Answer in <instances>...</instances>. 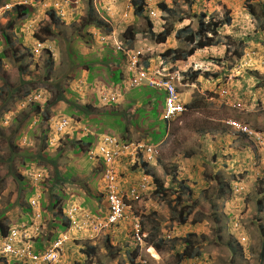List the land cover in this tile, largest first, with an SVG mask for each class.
I'll return each instance as SVG.
<instances>
[{
    "label": "rangeland",
    "instance_id": "rangeland-1",
    "mask_svg": "<svg viewBox=\"0 0 264 264\" xmlns=\"http://www.w3.org/2000/svg\"><path fill=\"white\" fill-rule=\"evenodd\" d=\"M12 1L14 0H0V7ZM69 1L64 5L69 17L76 10L78 12L68 22L51 15L44 9L43 3L30 5L27 14H19L14 7L0 9V54L3 55L0 57V211L7 207L10 210L18 209L19 203L24 202L25 190L19 192V199L14 202L19 189L18 174L21 175L22 166L26 164L22 154H35L50 133L55 134L51 124L60 115L69 113L67 118L70 120L72 117L75 132L63 135L56 148L44 144V153L53 156L61 149V155L57 159V165L61 167L59 170L62 172L67 167L69 174L70 170L72 173L69 175L70 179H78L74 183L69 179L62 193L66 196L65 191L70 189L75 193L79 191L81 198H84V193L88 194L87 175L92 174L88 172L91 166L84 161V155L79 158L73 156L69 139H77L87 130L90 133L96 132L99 137L102 131L95 128L107 129L109 122L114 123V126L119 124L123 129V121L126 123V135L123 137L139 141H160L161 155L150 165L153 175L164 185H172L174 189H178L183 181L191 188L192 199L196 201V209L190 217L197 222L193 223L189 218L185 224H175L167 204L154 195V190H150L149 195H144L140 202H133L134 214L143 220L147 235L153 225L158 227L157 236L170 235L159 250V260H150L149 255H146L149 264H186L180 263L175 253L181 249L188 235L199 246L202 253L200 260L204 261L202 264H264V181L254 179L255 172L261 169L260 162L263 159L259 154L253 153L254 148L249 139L242 134L232 133L225 124L227 119H237L264 131L261 100L257 98L258 102L253 101V96L246 94L251 89L255 93L261 86L264 87V21L258 19L259 22H255L248 8L252 5L258 11L264 0H193L190 7L178 0H147L156 9L158 3L163 1L177 8L180 14L186 13L188 17L192 15V19L188 18L183 22H172L173 17L167 15H163L162 20L152 18L154 32L161 31L167 23L172 25V32L163 44L155 43L150 37L146 17L132 12L131 0ZM71 3L73 7L68 6ZM90 4L95 15L105 19L104 22L111 27L113 39H121L125 28H132L136 35L134 41L130 42V47L139 49L149 44L153 54H144L142 57L143 60L153 57L155 62L159 61L161 53L169 47L188 49L189 46L174 37V31L188 22L195 27L197 14L202 13L204 19H208V16L215 19L228 16L229 24L219 28L217 46L196 52L186 59L187 63H198L200 66L210 62L219 66L217 73L223 71L220 81L215 83L218 74L206 77L200 75L204 78L199 76V80L194 82L196 88L192 86V97H197L195 107L187 109L169 122L163 119L164 93L148 86L128 88L114 83L113 86L120 87L119 102L109 105V109L100 104V108L94 107L91 103L99 100L97 95L92 94L95 91L87 82L95 84L99 81L111 85L116 75L115 78L124 83L121 81L120 66L124 61L116 64L113 47L103 40L107 28L92 25L83 27V17ZM105 6H109L110 12H106ZM164 17L169 20L165 22ZM43 27H50V32L46 33ZM4 33L9 36L8 43L4 39ZM39 39L44 40L43 48L33 55L30 50ZM249 50L251 56H248V60H251L250 64H255L254 69L251 70L250 66L242 70L239 76L232 67L239 62L242 51ZM224 60H229L228 67L222 64ZM141 66L144 69L150 67L143 63ZM88 75H92L90 81ZM226 83L236 84V87L230 86L232 91L240 95L246 104L252 103L255 109L248 112V108L238 110L220 104L217 87ZM177 85L184 92L183 83ZM237 88L239 91L235 90ZM197 89L203 92H198ZM142 94L145 95L143 101ZM35 95L39 99L37 102L28 99ZM150 95L153 98L152 104L149 101ZM258 96L264 98L263 94ZM87 104L91 107L86 108ZM79 109L82 113L77 112ZM122 111L124 117L118 116L117 113ZM111 132L116 135L122 133L115 128ZM88 137L91 138L89 134ZM54 138L57 139L56 136ZM252 161L256 163L253 165L255 169L251 171L249 163ZM43 165L46 164H39L40 167ZM47 166L52 172V167ZM126 170L123 169V173L126 174ZM140 173L139 169H132L124 175L127 182L133 184L139 179ZM239 177L246 186L243 193V196L246 194L245 199L240 197L238 200L243 205L239 218L248 238L245 246L240 245L229 231V215L225 212L227 198L223 199L218 194L220 188L227 190V183H232ZM86 178L88 179L85 181ZM91 181L98 187L99 180L93 178ZM61 182L57 180L56 185ZM90 190L92 191L91 187ZM44 193L46 196L45 191ZM184 199L193 203L185 195ZM63 201L64 198L57 201L55 211ZM152 211L153 215L150 213ZM52 220L55 219L47 213L44 229L47 228V222ZM47 233L50 235L49 230ZM98 244L100 259L103 257L104 262L108 255L118 254L108 247L104 236ZM78 255V249L69 247L68 259L72 261Z\"/></svg>",
    "mask_w": 264,
    "mask_h": 264
},
{
    "label": "clouds",
    "instance_id": "clouds-1",
    "mask_svg": "<svg viewBox=\"0 0 264 264\" xmlns=\"http://www.w3.org/2000/svg\"><path fill=\"white\" fill-rule=\"evenodd\" d=\"M41 3H43L45 10H47L49 13L52 12V15L54 16L60 17L61 21H66V17H68L69 21V19H72L75 13L78 12L76 10V12H73L72 15L69 17V14H67L66 12L67 10L64 9V5L70 3L69 0H14L10 3L3 4L0 9L8 10L15 7L16 5H23L29 7L30 5H38ZM160 3H164L165 5H167L165 2L161 1L158 3V9H156V7L150 5L147 0H144V10L142 16L146 17L147 24L149 27H151V29L154 24L152 18L162 20V16H166V14L159 7ZM68 6L73 7L74 5H72L71 3ZM167 6L172 7L170 5ZM105 10L106 12H110L109 6H105ZM208 19L215 20V18L212 16H208ZM208 19L204 20L207 21ZM148 20L152 23V26H150ZM225 24L229 23L226 22ZM135 35L136 32L134 33L133 37H135ZM123 36H121V39H119L118 37L113 39V31L111 30L103 36V40L113 47L112 49L114 50V54L116 57L115 63L121 64L122 61H124V63L120 65L122 67L121 81H123L124 83L120 81L116 82L113 80V83L111 85H106L102 84L99 81L95 84H93V82L86 81L88 84L91 85V89L95 91V93H93V91L90 89V91H92V94L97 95L99 100L97 103H91L94 107L100 108L98 106L100 104L104 105L105 108L109 109L111 108L109 105L117 104L121 98L120 87L117 86H127L128 88L148 86L151 88H157L159 91H162L164 93L163 119L169 122L176 118L178 115L184 113L187 109L195 107L197 97H192V94L194 92L192 86L196 88L194 82L199 80L198 77L200 75H204L206 77L210 74H218L215 78V83L220 81L219 77H221V73L223 71L220 70L217 73L216 69H219V66L213 64L212 62L204 66L197 65L198 63H187V60H176L172 62L170 58L166 59L163 56L162 58L160 57L163 52L159 56V61H156L158 63L157 65L152 66L149 69H144L141 66V64L144 62L142 56L144 54H153L152 48L148 47L149 44L139 47V49H136L134 47L131 48L129 45L130 41H128ZM39 40L32 45L30 52L33 55L38 54L39 51H41L43 48L42 43L44 40ZM133 41L134 39L131 42ZM212 47L215 46L199 49L195 51L194 54L196 52H201L202 50ZM116 52L118 53L116 54ZM248 56H251V50L246 52L242 51V53L240 54L239 62L237 64H234L232 67V69H234V72H237L239 76H241V73L243 72L242 70L249 68L250 66L251 70L254 69L255 64H250L251 60H248ZM134 58L136 59V65L134 68H132L131 63ZM228 62L229 60H224L222 64L228 67ZM203 67H205V69H203ZM127 72L132 73L131 79L126 77ZM139 72L143 73L145 77L142 79L140 84L132 85L134 77L140 74ZM224 74L226 73L224 72ZM122 75L124 76V79H122ZM89 76L92 77V75H88V77ZM200 77L204 78L203 76ZM150 79L154 80V82H152ZM255 81L258 80L255 79ZM164 82L169 83L173 86L177 95L176 101L184 107V110L182 112L171 117H166L165 113L166 101L167 97L169 96V93L167 88L162 85V83ZM114 83L117 86H113ZM177 83H183L185 87L184 92L179 89ZM231 85H233L234 87L237 86L234 83H232ZM231 85L226 83L225 85L217 87L216 92H218L220 104L231 106L238 110H245L248 108V112H251L253 109H255V107H252V103L246 104L244 99L240 95H236L235 92L232 91V88L230 87ZM235 90L239 91L238 88ZM252 90L253 89H251L250 92L246 93L247 96H253L252 100L256 102H258V99L261 100L262 105L260 106V108L264 111V98H260L258 96V94L264 95V87L261 86L255 91V93H252ZM197 91L203 92L199 91L198 89ZM103 94H105L107 98L104 99ZM181 94H185L188 97L187 103L182 101ZM242 94L244 95V93ZM38 96H40V94ZM111 96H113V98H111ZM28 99L35 102L39 100L37 99L36 95L34 97L30 96L28 97ZM149 101H153V98H151V96L149 97ZM190 105L194 106L191 107ZM88 107L91 106L87 104L86 108ZM77 112L82 113V110L79 109ZM68 114L69 113L60 115L57 121L54 124H51L53 126L51 128L53 129L56 135L50 133L47 140L43 143V146H41L35 154H22V159L24 160V162H26V164L22 166L23 172L20 173L21 175L18 174L19 178L17 179V181L19 189L18 192H16V199L14 202L19 199V192L21 190H25V197L24 202L19 203L20 205L18 206V209L10 210L7 209V207L4 210L0 211V214H3V216L0 218V221H5V225L7 227L6 232L4 234L0 232V264H90V262L92 264H107L108 262V264H149V259L155 261L159 260V250L156 249L154 245L155 240L149 239L150 230L147 235L146 231L144 230L143 220L134 214L133 202H140L142 199H144V195H149L148 192L150 190L153 191V189L151 188L153 185L151 183L154 175L151 172L150 165L154 164L157 161L158 157L161 155L160 141L157 140L155 142H152L151 139H148L146 141H139L123 137V135H126V123L123 121V129L122 126H120L119 124H117L116 126L120 128L114 126L115 124L112 122H109V124H107L109 125L107 129H104L103 127L95 128L102 131L99 137L97 136L96 132L90 133L88 130L84 132L81 137L90 134L94 136V138L90 145L86 149H83L79 154H76L75 151H73L75 147L71 143V141L78 140L81 137L77 139H69L72 146L71 152L73 156L79 158L84 155V161L87 165L89 164L91 166V169L89 168L88 172H92V174L89 176L87 175V177L89 178V182L87 183L88 194L84 193V198H81L79 196V191H76L77 193H75L71 189L68 192L65 191V196L62 193V189L66 185H68L67 183L70 179L69 175L72 174L71 170L69 174V169L65 167V170L61 172L59 170L61 169L60 165H57V159L61 155V149L57 151L56 155H45L44 144L49 147L56 148L58 147L63 135L74 134L75 130L73 129V119L71 117L69 120L67 118ZM83 114L86 115V113ZM117 114L118 116L124 117L123 111ZM106 116L110 117L109 114H106ZM95 119L98 118H94V120ZM233 122H235L236 124H232ZM225 124L232 131V133L237 135L242 134L251 141V144L254 148L253 153L259 154V156L263 159L260 162L261 169L255 172L254 179L260 178V180L264 181V131L260 129H255L248 123L242 122L237 119H227L225 121ZM113 128L118 131H121L122 133H120L119 135L112 133L111 131ZM104 130L108 133H105ZM106 135L114 136L121 142L134 141L144 144H157L159 148V154L153 161H149L145 157V155H143L142 152L137 153L135 157L130 155H121L119 158L115 159L113 168L115 169V173L117 174V184L124 194L125 203L128 205V208L125 212V216L122 219L117 220L115 223L111 224L107 228H100L98 230H94V226L97 225L96 222H98L99 220L106 219V216L108 214L107 198L105 191L106 187L104 179V173L107 168V165L103 154L97 151L98 144L101 143L104 136ZM54 136L57 137L56 140ZM12 153L16 154V152L14 151H12ZM25 158L27 160H25ZM255 163V161L249 163V168L251 171L255 169L253 166ZM39 164L46 165L40 167ZM47 165L52 167L53 173L49 170ZM123 165H127L130 167H123ZM123 169H127L126 174L132 169H139L141 172L139 175V179L133 184L132 182L128 183L127 178L125 176L126 174L123 173ZM56 173L58 175H56ZM143 177H145V187L141 188L139 184L142 182ZM88 178H86L85 181ZM93 178L99 180L98 187L95 186L91 181ZM213 178L217 180L215 177ZM240 179L241 177L234 180L232 183H227V189L230 186L229 192L223 193L222 189L220 188V192L218 194L223 199L227 198V200L225 201V212L229 215V231L234 235L240 245L245 246L248 242V238L239 218V214L243 210L241 209V206L243 205L239 203L238 200L240 199V197H243L245 199L246 194H244L243 196V193L245 192L246 186L243 183L244 180L241 181ZM57 180H60L62 182L56 185ZM77 181L78 179H73V177L70 179V182L72 183ZM90 187L92 188V191L90 190ZM133 188L135 189V196L130 194V189ZM189 189L191 188L189 187ZM44 191L46 192V196ZM89 197H96V200L105 199L106 213L104 216L95 215L91 213L88 209L83 207V205L87 206L85 204V201ZM61 198H64V201L59 207V209L55 211V205L57 201H59ZM72 206L77 207L73 213V219L77 221L80 227L75 225L73 226L71 223L72 218L69 215L72 214V212H70ZM153 212L154 211L150 213L153 215ZM47 213L52 215V217L56 221L52 220L47 222V228L44 229L46 225L45 219L47 217ZM58 223H62L64 225V229L60 228L57 225ZM52 226L54 227L53 229ZM135 227L139 228V233L141 236L140 241H138L134 236ZM48 230L50 235H48L47 233ZM103 236L106 241V244H108V247L112 248V251L115 250V252L118 253L108 255V258L105 262L103 257L102 259H100L99 253L101 252L98 251V241ZM188 237L191 238V235H189ZM156 238H163L165 242L166 239L170 238V235H158ZM194 242L196 243V241ZM196 246L199 250V246L197 244ZM69 247L78 249L79 252V255L72 261L71 259H68L67 256V254L69 253ZM181 249H179L177 252H180ZM201 254L202 253H200V256L196 258L187 260L180 259L177 255L176 256L180 260V263L184 262L186 264H202L204 261L200 260L202 257ZM146 255H149V259Z\"/></svg>",
    "mask_w": 264,
    "mask_h": 264
},
{
    "label": "trees",
    "instance_id": "trees-1",
    "mask_svg": "<svg viewBox=\"0 0 264 264\" xmlns=\"http://www.w3.org/2000/svg\"><path fill=\"white\" fill-rule=\"evenodd\" d=\"M178 1L181 2L185 6L187 5L188 7L192 6L193 5L192 3L194 2L193 0H178ZM131 4H132L134 14L138 16H142L143 10H144V0H131ZM159 7L168 17H173L172 22L175 20H177L178 22H182L188 18L192 19V15L188 17L186 13L180 14L177 8L175 7H168L164 3H160ZM14 8L19 11V14H27L29 12V9L27 6L16 5ZM248 8H249V13L256 20L255 22H259L258 19H261L260 21L262 20L264 21V3L260 5V8L258 9V11H256L252 5H249ZM50 14L52 15V12H50ZM196 16H197V25H195V27H192L191 23H188L174 31V37L177 40L182 41L184 44L189 46L188 49H182V48L173 49L169 47L165 49V51L162 53L161 56H163L166 59L170 58L172 62L176 60H186L187 57L193 55L194 52L199 49H204L206 47H211V46H217L218 44L217 36L219 34V28L226 22H230L229 17H225L224 19H215V20L208 19L206 21L204 20V15L201 16V13L197 14ZM175 17H177V19H175ZM83 18L85 20L82 23L84 28H88L90 25H92L95 27L107 28L106 29L107 32L111 31V27L108 26L104 22L105 19L103 20L95 15V12L91 4L88 5L87 13L85 17ZM164 18L166 22L167 20H169L167 19V17H164ZM66 21L68 22V17H66ZM149 24L150 26H152V23L150 21H149ZM171 26L172 25H168L167 23L163 27V29L157 33L152 31L151 27H149L150 29L149 35L156 43H165L167 40V37L172 32ZM43 30H45L46 33L50 32V27H43ZM134 33L135 31L130 27H126L123 32L124 37L130 42L134 39L133 37ZM4 39L7 43L10 41L9 36L5 33H4ZM0 57H3V55L0 54ZM115 77L116 75L114 76L113 80L118 82L119 80ZM126 77L131 79L132 73L127 72ZM91 78L92 77L89 76L88 80H91ZM144 99H145V96L142 94V101ZM193 106L194 105H192L191 107ZM90 136L91 138L88 137V135H86L84 137H81L78 140L71 141V143L75 147L73 151H75L76 154L81 153L83 149H86L90 145V143L93 140V136L92 135ZM25 160L27 159L25 158ZM151 184L153 185L151 188L154 190V195L159 200L164 201L169 207L170 213L173 216V219L176 221V222L174 221L175 224H185L186 222H188L189 218L191 219L190 215L193 213V210L196 209V205L194 204L196 201L192 199L193 193L191 192V189H189V187L185 183L181 181L178 189H174L172 185H164L163 182L159 178H157L156 176H153ZM229 190H230V186L228 187L227 190L222 189V192L227 193L229 192ZM184 195L189 201L193 203H188L186 199H184ZM185 208L187 209L185 210ZM2 216L3 214H0V218ZM215 219H217V217H215ZM191 220L193 223L197 222L195 219H191ZM57 225L60 228L64 229V225L62 223L61 224L58 223ZM6 229L7 227L5 225V221L1 220L0 221V232L4 234L6 232ZM157 233H158V227L153 225L150 230L149 239L155 240L154 245L156 249L160 250L161 247L163 246L162 244L164 243V239L163 238L157 239L156 238ZM188 236L185 237V241L183 243L181 251L176 253L178 258L180 259L187 260V259H192V258H196L200 256V251L198 250L196 243Z\"/></svg>",
    "mask_w": 264,
    "mask_h": 264
},
{
    "label": "built area",
    "instance_id": "built-area-1",
    "mask_svg": "<svg viewBox=\"0 0 264 264\" xmlns=\"http://www.w3.org/2000/svg\"><path fill=\"white\" fill-rule=\"evenodd\" d=\"M136 65V59L134 58L131 67L134 68ZM137 76L134 77L132 85L140 84L145 75L139 72ZM151 80V79H150ZM154 82V80H151ZM168 90L169 96L166 101V117H171L176 115L184 110V107L176 101L177 95L173 88V86L169 83H162ZM103 98H107L105 94H103ZM113 98V96H111ZM232 124H236L233 122ZM97 151L101 152L106 160L107 168L104 173L105 179V191L107 198V206H108V214L106 219L99 220L97 225L94 226V230H98L100 228H107L111 224L115 223L117 220L122 219L125 216V212L128 208V205L125 203L124 194L119 188L117 184V174L115 173V169L113 168V164L116 158H119L121 155H130L135 157L137 153L142 152L143 155L149 160L153 161L159 154V148L157 144H144L139 142H121L114 136L106 135L104 136L101 143L97 146ZM145 177H143L142 182L139 184L141 188L145 187ZM130 194L135 196V189H130ZM76 206H72L70 209L69 216L72 218V225L79 226L77 221L73 219V213L76 210ZM80 227V226H79ZM135 238L140 241L141 236L139 233V228L135 227L134 230Z\"/></svg>",
    "mask_w": 264,
    "mask_h": 264
},
{
    "label": "crops",
    "instance_id": "crops-1",
    "mask_svg": "<svg viewBox=\"0 0 264 264\" xmlns=\"http://www.w3.org/2000/svg\"><path fill=\"white\" fill-rule=\"evenodd\" d=\"M155 59H153V57H148L144 60L143 65L148 66L150 65V67L157 65V62L154 61ZM148 67V69L150 68ZM188 97L185 94H181V99L183 102L187 103ZM84 200V199H83ZM85 205H83V207H85L86 209H88L91 213L98 215V216H104L106 213V202L105 199H98L96 200V197H89V200L85 201Z\"/></svg>",
    "mask_w": 264,
    "mask_h": 264
}]
</instances>
